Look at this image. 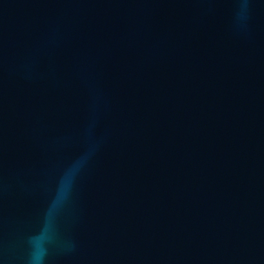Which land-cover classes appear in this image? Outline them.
<instances>
[{
	"label": "water",
	"instance_id": "obj_1",
	"mask_svg": "<svg viewBox=\"0 0 264 264\" xmlns=\"http://www.w3.org/2000/svg\"><path fill=\"white\" fill-rule=\"evenodd\" d=\"M44 229L43 264H264V0H0V264Z\"/></svg>",
	"mask_w": 264,
	"mask_h": 264
},
{
	"label": "clouds",
	"instance_id": "obj_2",
	"mask_svg": "<svg viewBox=\"0 0 264 264\" xmlns=\"http://www.w3.org/2000/svg\"><path fill=\"white\" fill-rule=\"evenodd\" d=\"M82 161H77L62 178L61 184L58 187L56 198L53 202L52 208H55L60 202H62L67 195V192L70 190L72 180L74 178L75 173L78 171L81 166ZM51 213V209L49 211V215ZM46 229L42 230V234L39 236H35L31 238V243L33 244V254H32V262L33 264H43V259L47 254V249L44 247V236L43 232Z\"/></svg>",
	"mask_w": 264,
	"mask_h": 264
}]
</instances>
